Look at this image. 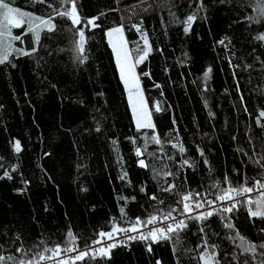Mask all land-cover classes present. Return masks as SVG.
Listing matches in <instances>:
<instances>
[{
  "label": "trees",
  "instance_id": "1",
  "mask_svg": "<svg viewBox=\"0 0 264 264\" xmlns=\"http://www.w3.org/2000/svg\"><path fill=\"white\" fill-rule=\"evenodd\" d=\"M144 1L75 0L81 20L99 25L85 28L81 63L76 29L53 11L70 9L71 0H10L22 12L55 17V30H43L35 44L26 26L13 29L21 36L14 47L30 55L0 65V256L16 258L3 264L33 263L74 241L86 249L113 223L128 227L172 208L175 215L184 194L216 200L229 186L225 177L237 187L264 183V3L176 0L121 23V9ZM189 15L196 19L186 33ZM121 26L134 60L147 37L137 72L153 128L137 130L107 41V31ZM169 185L175 188L163 191ZM246 199L229 214L186 219L188 227L169 240L116 245L85 264H201V253L218 264H264V218L250 216Z\"/></svg>",
  "mask_w": 264,
  "mask_h": 264
},
{
  "label": "snow or ice",
  "instance_id": "2",
  "mask_svg": "<svg viewBox=\"0 0 264 264\" xmlns=\"http://www.w3.org/2000/svg\"><path fill=\"white\" fill-rule=\"evenodd\" d=\"M38 3H43L44 0H36ZM58 2L65 4L67 0H58ZM264 3V0H262ZM51 7V5H49ZM56 12L57 16L60 18H67L70 20V27L76 29V34L78 39L75 41L76 47L75 51L78 53L77 58L81 63L84 62V54H85V43H86V33L85 28L87 26H91L92 28L98 27L99 25L95 23L96 18L88 19L86 22L82 21L81 18L77 14L75 0H71V8L65 7L63 11H59L57 9H53ZM55 17L49 16L48 18H42L40 16H35L28 12H22L21 10L10 6V0H0V65L10 63L11 58L13 56H20V55H30L29 51H26L22 48L14 47V43L16 41L21 40V36L13 35V29L21 28L22 26L27 27V32L31 33L33 36V40L35 44H39L41 40L42 31L46 29L47 32H53L55 30V24L53 20ZM196 19L195 15H189L187 19L183 22L186 26L184 31L187 33L191 27V24ZM82 25L81 27L77 28V26ZM106 35L109 37V45L112 47V50L116 57L117 67L120 71L121 80L124 83L125 89L128 92L129 104L132 108L133 117L136 123L137 130L144 129V128H153L150 113L148 110L147 105L144 102L141 90L139 88V80L134 71L135 66L140 64L147 56L148 49H147V37H142L145 43V50L143 51L142 55H139L134 61L130 57V53L127 49L126 41L123 37V27H115L107 31ZM221 44L224 41H220ZM36 48L33 47L31 52H35ZM210 71V69H209ZM144 75H148V73H144ZM208 73H205V77H207ZM158 87V85H157ZM156 111H160L159 106H155ZM260 118H264V111L259 113ZM260 119H257V123L260 124ZM99 130V129H97ZM151 140L157 144L161 141L159 137L153 135ZM115 143V141L113 142ZM135 143V141H133ZM173 147H178L179 152L181 154L184 153L185 149L183 145H173ZM21 150L19 142L15 145V151L19 152ZM145 148L142 150L140 147L136 148V155L137 157H141L144 155L146 151ZM201 155L203 153L201 152ZM171 159V157H169ZM139 165L141 167H147L144 159H140ZM255 163H260V161H256ZM184 165H190L188 160L183 161ZM5 176L8 175L7 172L4 174ZM165 175H172V173H165ZM123 178V177H122ZM225 183L229 186L227 188L221 189V194L216 196V200H208L204 201L203 203L197 199L193 202V194L188 193L181 196V200L178 203H183V211L181 215L186 216L189 220H205L208 217L218 214V213H231L233 212L240 204L241 201L236 200V197L244 196L245 194H251L253 192L258 193V195L253 198L251 195L243 202L248 206V212L251 217H261L264 218V183L260 180H257L255 184L251 187L246 185L241 186H232L228 177H225ZM175 188V185H169L167 188H164L163 191H171ZM143 190V189H142ZM199 196L200 194H195ZM150 199L155 200L156 197H150ZM216 201L225 202V201H235L233 203L227 204L220 209H216L213 205ZM160 203H163L161 201ZM207 204L208 207L211 209L210 211L200 212L198 215L193 216L192 212L194 209L203 208L204 205ZM253 205L255 208L253 209ZM176 209L172 208L167 213H161L159 216L150 214L147 220H142L141 218L137 217L134 221L130 222L128 227H118L115 223L112 224L111 231L104 232L101 231L99 233V237L101 240H93L91 245H87L86 247L90 248L93 252V259L96 258V255L105 256L108 254V251L115 247V244H107L106 248H99L95 249L92 248V245L102 242L103 239L107 240H114L117 235L125 234L127 239L135 240H148L151 239L152 242H157L159 240H169L173 236H178L184 229L188 227V224L184 219L177 220L175 216H173V212ZM121 215L124 216L125 209L123 207L120 208ZM223 218V217H222ZM168 221H173V223H167ZM158 223H162L165 226L159 227L156 226ZM148 225H153L152 228L148 232H143L141 229ZM225 227L232 228L233 225L229 222L225 224ZM203 231V229H201ZM129 233H137L138 235H127ZM70 239L73 238V234L71 232L68 233ZM123 243V241H120ZM205 249L208 247H215L214 245L209 246L207 242L204 245ZM241 247L244 248L245 252L251 251L255 252L256 245L248 244L247 247H244L242 244ZM260 247L264 248V244H261ZM64 251H74L72 248L63 249ZM21 251V249H17V252ZM45 251L53 252L56 255H59L61 251L60 246H57L56 249H46ZM151 251V248H149ZM88 255L85 251H80L77 256H75V261H81ZM5 259L8 260H15V257H3L0 256V264H3ZM40 260H44L45 257L43 255L39 256ZM199 260L201 264H218L216 261L215 255H206L205 253H201ZM19 264H26L24 260H20ZM27 264H32V261L29 260ZM159 264V262H157Z\"/></svg>",
  "mask_w": 264,
  "mask_h": 264
},
{
  "label": "built area",
  "instance_id": "3",
  "mask_svg": "<svg viewBox=\"0 0 264 264\" xmlns=\"http://www.w3.org/2000/svg\"><path fill=\"white\" fill-rule=\"evenodd\" d=\"M254 184H255V182L252 185H250L249 187L253 186ZM249 195L257 196L258 193L253 192L251 194H245L244 196L236 197V200L241 201L242 198L248 197ZM197 199H199V198H193V202ZM180 200H181V196L179 197L178 201H180ZM201 202L203 203V201H201ZM233 202H235V201H225L223 203L218 201L213 205V207L216 209H220V208L224 207L225 205L233 203ZM210 210L211 209L208 207V205L205 204L203 208L194 209V211L192 212V215L195 216V215H198L200 212H206V211H210ZM182 211H183V203L181 202V203H179V212L173 216H175L177 220L188 219L186 216L181 215ZM167 223H173V221H168ZM156 226L163 227L165 225L162 223H158ZM152 227H153V225H148L146 227H143L141 230L143 232H148L150 230V228H152ZM127 235H138V234L137 233H129ZM97 240H101V238L98 237ZM138 240H141V239L129 240V239H127V236L125 234H120V235H117L114 240L103 239L102 242L97 243L95 245H92V248H95V249L106 248L107 244H110V243L115 244V245H119V246H123L125 248H129L132 242L138 241ZM120 241H123V243H120ZM70 248L74 249V251H64L63 249H61V251L59 252V255H56L54 253H52L49 256L43 255L45 257L44 260L38 259L37 261L33 262L32 264H59V263L85 264V261L97 260L100 257L99 255H96V258L93 259L92 258L93 257L92 250L90 248H86V249L81 250L78 247L76 241L73 242V244ZM80 251H85L88 253V255L81 261H75L74 258H75V256H77L79 254Z\"/></svg>",
  "mask_w": 264,
  "mask_h": 264
},
{
  "label": "rangeland",
  "instance_id": "4",
  "mask_svg": "<svg viewBox=\"0 0 264 264\" xmlns=\"http://www.w3.org/2000/svg\"><path fill=\"white\" fill-rule=\"evenodd\" d=\"M175 1L176 0H146V1L141 2L139 4L130 6V7L126 8V9H121L120 12H119L121 23H124V22H126L127 20H130V19H134V18L141 17V16H143V15H145L147 13H150L152 11H157V10H161V9H165V8L172 7L174 5ZM106 37H107V41H108L109 40V37L107 35H106ZM123 37H124V40L126 41L124 32H123ZM108 44H109V42H108ZM126 45H127L128 51L130 53V57L134 61V58L132 57L131 52H130V49L128 47L127 41H126ZM110 48L112 50V47L111 46H110ZM112 53H113L114 60H115V63H116V57H115V54H114L113 50H112ZM116 66H117V63H116ZM117 69H118V67H117ZM134 71H135V73H136V75L138 77V80H139V88L141 90V93H142L144 102H145V104L148 107V110H149V113H150V117H151V122H152V125H153L152 114H151V111H150L148 102L146 100V97H145V93H144V90H143V87H142V83H141L140 77H139L138 72H137V65L135 66ZM118 73H119V76H120L119 69H118ZM120 79H121V77H120ZM121 82H122V85H123L124 90H125V93H126L128 105H129V108H130V111H131V114H132V118H133L134 124L136 126V123H135V120H134V117H133L132 108H131V106L129 104L128 92L125 89V86H124V83H123L122 80H121ZM144 129H148V128H144ZM252 197H256V196H252ZM245 198H248V197H245ZM243 199L244 198H242L241 200H243Z\"/></svg>",
  "mask_w": 264,
  "mask_h": 264
}]
</instances>
